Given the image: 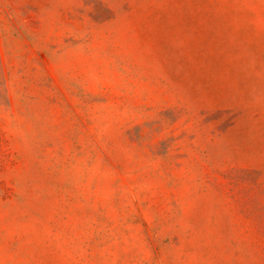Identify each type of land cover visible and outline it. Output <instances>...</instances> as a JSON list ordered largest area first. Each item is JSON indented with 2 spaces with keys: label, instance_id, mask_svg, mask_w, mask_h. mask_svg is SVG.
I'll list each match as a JSON object with an SVG mask.
<instances>
[{
  "label": "rangeland",
  "instance_id": "374dc122",
  "mask_svg": "<svg viewBox=\"0 0 264 264\" xmlns=\"http://www.w3.org/2000/svg\"><path fill=\"white\" fill-rule=\"evenodd\" d=\"M0 264H264V0H0Z\"/></svg>",
  "mask_w": 264,
  "mask_h": 264
}]
</instances>
